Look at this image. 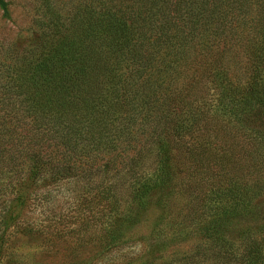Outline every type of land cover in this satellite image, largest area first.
Returning <instances> with one entry per match:
<instances>
[{"label":"trees","instance_id":"1","mask_svg":"<svg viewBox=\"0 0 264 264\" xmlns=\"http://www.w3.org/2000/svg\"><path fill=\"white\" fill-rule=\"evenodd\" d=\"M112 2L103 0L100 13L85 6L75 29L80 38L72 31L50 42L34 65L30 98L17 102L18 110L43 117L44 132L25 124L28 142L59 150L52 170L66 179L86 163L73 159V150L95 151L90 168L96 184L105 182L111 206L132 196L140 205L154 200L174 209V193H196L202 202L214 185L216 194L238 199V186L225 178L235 177L241 161L247 158L261 179L264 173V132L257 124L264 121V0ZM0 12L10 18L7 1L0 0ZM5 122L0 116V163L18 131ZM19 153L30 164L37 160L30 145L17 159ZM101 153L107 156L100 159ZM23 205L12 200L5 225Z\"/></svg>","mask_w":264,"mask_h":264},{"label":"rangeland","instance_id":"2","mask_svg":"<svg viewBox=\"0 0 264 264\" xmlns=\"http://www.w3.org/2000/svg\"><path fill=\"white\" fill-rule=\"evenodd\" d=\"M5 1L11 16L5 19L0 12V116L18 131L0 163V264H264V173L261 179L247 158L233 179L225 178L238 186V199L216 194L214 185L202 202L196 193H174V209L154 200L140 205L132 196L117 198L111 206L105 182L95 183L89 158L96 152L91 148L73 150V159L79 155L86 161L75 178H61L52 170L60 151L47 149L39 139L38 144L29 143L24 132L25 124L34 122L41 136L44 128L38 124L43 117L19 111L17 102L30 98V73L49 43L72 31L80 38L75 29L86 7L100 13L103 0ZM118 3L113 0L110 5ZM53 9L58 17L51 16ZM51 30L55 31L48 33ZM13 102L15 109L9 106ZM257 124L264 132V121ZM47 131L54 136L53 130ZM28 145L36 152L34 164L24 153L15 157ZM103 155L107 156L98 157ZM9 156L11 161L6 160ZM101 171H95L99 180H106ZM176 181L184 182L181 177ZM257 184L256 195L250 197ZM17 197L24 201L22 210L5 225L10 203Z\"/></svg>","mask_w":264,"mask_h":264}]
</instances>
